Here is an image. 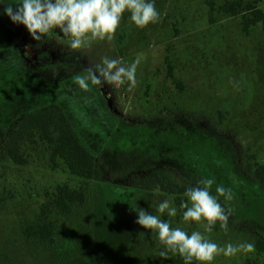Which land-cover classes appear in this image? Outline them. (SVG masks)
<instances>
[{
    "label": "rangeland",
    "instance_id": "obj_1",
    "mask_svg": "<svg viewBox=\"0 0 264 264\" xmlns=\"http://www.w3.org/2000/svg\"><path fill=\"white\" fill-rule=\"evenodd\" d=\"M228 1L154 0L158 23L138 28L126 11L113 40L81 50L70 49L59 29L36 47L27 29L4 12L19 0L0 3V264H165L157 260L162 244L136 223L135 208L189 235L199 231L220 246L255 244L254 253L219 254L197 264H264V252L257 250L258 241L264 242V184L245 180L264 167V32L257 27L244 34L241 16L221 10ZM259 5L264 8V0ZM105 56L126 64L141 57L132 92L127 84L106 83L85 92L73 82ZM52 104L64 109L69 130L96 158L101 181L72 177L61 162H51L48 146L38 140H11L26 115ZM193 129L203 145L187 138ZM229 145L239 175L232 172ZM9 147L21 152L25 166L13 163ZM159 169L189 187L214 177L213 195L217 185L231 188V201L219 197L230 213L228 230L219 221L211 232L204 231L206 221L185 222L186 209L175 196L147 188L148 175ZM65 185L86 197L71 214L53 202L56 188ZM168 198L175 217L157 212ZM40 218L55 225L56 247L22 235L23 226Z\"/></svg>",
    "mask_w": 264,
    "mask_h": 264
},
{
    "label": "clouds",
    "instance_id": "obj_2",
    "mask_svg": "<svg viewBox=\"0 0 264 264\" xmlns=\"http://www.w3.org/2000/svg\"><path fill=\"white\" fill-rule=\"evenodd\" d=\"M126 11L130 13L131 22L141 29L160 20L154 0H19L15 6L8 3L4 8L10 20L14 24L23 25L33 40L38 41L42 36L51 35L53 30L59 29L66 38L65 43L72 50L89 48L97 40H113ZM140 63V56L131 64L105 56L100 63L75 75L73 82L85 92H91L93 86L105 83L116 88L127 84V90L132 92L138 85L136 72ZM214 183V177L204 178L197 186L188 187L184 192L188 202L182 201L180 204V208L186 209L183 220L206 221L203 225L205 232H211L217 221L221 229L228 230L230 213L222 206L219 197L226 201L234 198L232 189L223 185H217L216 195H213L211 189ZM135 210L138 215L136 223L154 231L158 241L165 246L166 250L159 253L161 257L167 258L171 252L179 254L184 264H193L194 260L212 262L219 254L232 257L241 252H255V244L252 242L220 246L199 231L189 235L179 227L172 228L160 215H153L141 208ZM157 212H166L169 217L177 215L171 198L161 201Z\"/></svg>",
    "mask_w": 264,
    "mask_h": 264
},
{
    "label": "trees",
    "instance_id": "obj_3",
    "mask_svg": "<svg viewBox=\"0 0 264 264\" xmlns=\"http://www.w3.org/2000/svg\"><path fill=\"white\" fill-rule=\"evenodd\" d=\"M260 2L261 0H231L223 5L221 10L229 17L241 16L244 34H249L251 29L257 27H261L264 32V8L260 7ZM210 22L211 24H216L212 17H210ZM33 42L36 47H41L45 43V38L41 37L40 40H33ZM172 64L171 58L168 57L165 65L169 80L174 79V67ZM178 88L180 95H182L184 88L181 83L178 84ZM147 90H149V87H147ZM104 108L103 106V109H100V111L106 112ZM69 125V118L64 109L61 106L52 104L38 113L26 115L17 130L11 134V140L14 143L23 140L32 142L38 140L48 146L51 162L54 165L61 162L72 177L84 181H101L102 172L97 165L96 158L71 133ZM109 127L111 130L115 129L113 124ZM195 131L194 129L188 130L186 133L187 138L193 143L203 145V136ZM229 146L228 153H232V155L230 154L232 172L239 175L240 170L235 166L236 157L234 149L231 145ZM7 152L15 165L25 166L27 164L26 159L16 147H9ZM183 158L187 160L188 157L183 156ZM179 161V164H184L183 159H179ZM250 177L251 179L245 178V180L253 185L264 184V167H259L253 174H250ZM175 179L165 170H154L148 175L146 185L150 191L160 190L165 194L175 196L176 205L180 206L181 202L187 198L184 196V192L189 186L186 183L180 184ZM85 200L84 193H79L65 185L56 188L53 202L65 214H71L74 207H76L75 205H84ZM80 227L84 228L83 225H80ZM86 228L87 231H83L87 235L91 227L87 226ZM56 233L57 229L55 225L44 218H40L38 221L22 227V235L26 240L37 241L48 248L57 246ZM162 246L163 249L161 251L166 250L165 246ZM257 250L261 253L264 252V242L258 241ZM157 260L159 263L164 262L165 264H184V259L179 254L171 252L168 253L167 258L160 255L157 256ZM193 264H197V261L194 260Z\"/></svg>",
    "mask_w": 264,
    "mask_h": 264
}]
</instances>
